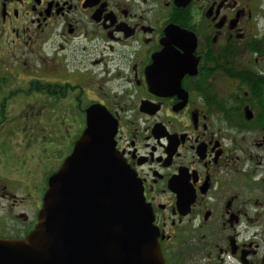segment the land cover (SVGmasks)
I'll use <instances>...</instances> for the list:
<instances>
[{
  "label": "flooded vegetation",
  "instance_id": "1",
  "mask_svg": "<svg viewBox=\"0 0 264 264\" xmlns=\"http://www.w3.org/2000/svg\"><path fill=\"white\" fill-rule=\"evenodd\" d=\"M95 104L164 264H264V0H0V238L35 228Z\"/></svg>",
  "mask_w": 264,
  "mask_h": 264
},
{
  "label": "water",
  "instance_id": "2",
  "mask_svg": "<svg viewBox=\"0 0 264 264\" xmlns=\"http://www.w3.org/2000/svg\"><path fill=\"white\" fill-rule=\"evenodd\" d=\"M117 131L106 107L88 109L37 225L25 238H0V264H164L152 207L116 147Z\"/></svg>",
  "mask_w": 264,
  "mask_h": 264
},
{
  "label": "rangeland",
  "instance_id": "3",
  "mask_svg": "<svg viewBox=\"0 0 264 264\" xmlns=\"http://www.w3.org/2000/svg\"><path fill=\"white\" fill-rule=\"evenodd\" d=\"M50 121H55V120H49L48 122H50Z\"/></svg>",
  "mask_w": 264,
  "mask_h": 264
}]
</instances>
